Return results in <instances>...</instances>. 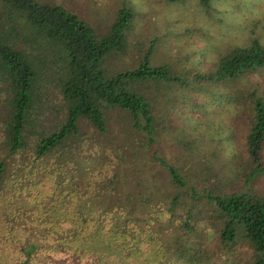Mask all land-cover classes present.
I'll return each instance as SVG.
<instances>
[{
  "label": "trees",
  "instance_id": "trees-1",
  "mask_svg": "<svg viewBox=\"0 0 264 264\" xmlns=\"http://www.w3.org/2000/svg\"><path fill=\"white\" fill-rule=\"evenodd\" d=\"M134 20L0 0V264H264V43L179 68ZM46 68L64 118L31 147Z\"/></svg>",
  "mask_w": 264,
  "mask_h": 264
},
{
  "label": "rangeland",
  "instance_id": "rangeland-1",
  "mask_svg": "<svg viewBox=\"0 0 264 264\" xmlns=\"http://www.w3.org/2000/svg\"><path fill=\"white\" fill-rule=\"evenodd\" d=\"M46 1L62 3L83 17L101 22L122 5L132 7L135 20L131 34H158L160 39L153 62H173L179 68L208 66L209 60H214L234 46L247 44L254 34L264 43V0H209L207 6L201 5L198 0ZM253 24H256V33H252ZM9 34L13 38L18 35L12 30ZM42 70L39 69L40 78L26 126L31 147L40 136L57 129L64 118L65 104L56 90L54 76L47 68V72ZM209 123L217 124V120ZM262 183L264 180L251 185L263 188ZM204 233L210 237L212 231L205 229ZM236 249L241 253L245 251V246L238 243ZM217 261L222 262L221 259Z\"/></svg>",
  "mask_w": 264,
  "mask_h": 264
}]
</instances>
